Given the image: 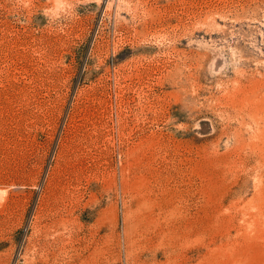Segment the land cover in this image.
<instances>
[{
	"label": "rangeland",
	"instance_id": "374dc122",
	"mask_svg": "<svg viewBox=\"0 0 264 264\" xmlns=\"http://www.w3.org/2000/svg\"><path fill=\"white\" fill-rule=\"evenodd\" d=\"M0 264H264V0H0Z\"/></svg>",
	"mask_w": 264,
	"mask_h": 264
}]
</instances>
